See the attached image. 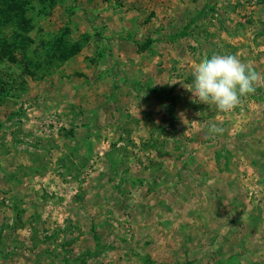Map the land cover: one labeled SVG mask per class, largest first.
Listing matches in <instances>:
<instances>
[{"label":"rangeland","instance_id":"374dc122","mask_svg":"<svg viewBox=\"0 0 264 264\" xmlns=\"http://www.w3.org/2000/svg\"><path fill=\"white\" fill-rule=\"evenodd\" d=\"M18 1L0 264H264V0ZM214 53L260 74L242 108L186 89Z\"/></svg>","mask_w":264,"mask_h":264},{"label":"clouds","instance_id":"9594fccd","mask_svg":"<svg viewBox=\"0 0 264 264\" xmlns=\"http://www.w3.org/2000/svg\"><path fill=\"white\" fill-rule=\"evenodd\" d=\"M192 76V84L185 87L192 93L193 102L214 104L223 113L242 108L243 99L255 93L261 78L251 65L243 63L237 55L219 53L195 63ZM223 132L224 129L217 123L209 126L211 136Z\"/></svg>","mask_w":264,"mask_h":264},{"label":"trees","instance_id":"16d2710c","mask_svg":"<svg viewBox=\"0 0 264 264\" xmlns=\"http://www.w3.org/2000/svg\"><path fill=\"white\" fill-rule=\"evenodd\" d=\"M2 4L5 5V7H0V30H2V27L4 26V24L8 21H11L12 19L15 18V10L17 9H21L23 10V3L21 4L18 0H2ZM16 5L18 7H16ZM16 7V8H15ZM187 28L188 26L181 32V35L182 36H185L187 34ZM14 45H16L14 43ZM17 47V45L15 46ZM3 53L4 52H7L10 54V56L12 57V59H14V56L12 55L13 53V48H12V43H6L4 44V47H3ZM75 51H77V47H75L73 50H71L72 53H74ZM62 52V51H61ZM69 54V53H68ZM62 57H64V53L62 52ZM67 56V54H66ZM65 56V57H66ZM151 90L153 91H161V90H157V88H151ZM171 105H175L176 104V100H177V96L176 95H171ZM90 256V254L86 253L82 256V261L85 262L86 258Z\"/></svg>","mask_w":264,"mask_h":264}]
</instances>
